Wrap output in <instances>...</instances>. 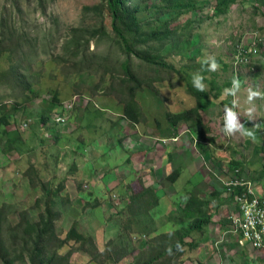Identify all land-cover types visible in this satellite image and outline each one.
I'll list each match as a JSON object with an SVG mask.
<instances>
[{"label": "rangeland", "instance_id": "1", "mask_svg": "<svg viewBox=\"0 0 264 264\" xmlns=\"http://www.w3.org/2000/svg\"><path fill=\"white\" fill-rule=\"evenodd\" d=\"M100 2L0 0V17L6 19L8 13L7 25L0 22V38H6L5 47L21 43L22 56H32L28 69L34 74L26 83H11L6 71L11 68L12 53L5 52L0 58V209L5 208L8 219L3 230L6 247L22 255L21 243L13 247L11 228L26 212L32 214V223L38 222V214L45 210L42 185L55 190L64 185L63 196L74 201L73 209L66 214L57 199L55 208L61 214L56 223L58 240L50 245L47 256L56 254L53 264H92L81 245L65 243L61 247L60 241L66 240L78 215V232L93 236L105 252L108 244L116 243L121 225L128 219V214H122L121 200L139 182L159 189V206L152 215L161 232L166 228L173 232L186 224L181 207L189 196L210 200L214 216L207 230L215 244L224 245L222 236L234 206L226 200L229 190L225 187L239 177L235 169L264 197V4L239 0L222 17H215L214 9L207 5L198 14L181 17L179 33L189 19L195 21L189 32L194 35V46L184 57L172 56L176 48L163 53L170 66L161 74L141 67V73L149 74L154 82L138 96L146 121L134 124L123 116L118 86L110 89L111 75L104 76L96 67L90 72L77 67L74 49L64 48L74 28L95 24L96 18L84 8ZM152 14L151 10L142 21ZM105 23L111 29L108 14ZM148 27L151 25L144 22V30ZM172 39L180 40L178 50H185L181 43L187 36ZM109 47V43H101L98 49L91 41L90 52H98L100 57L112 54L106 64L111 66L116 56ZM214 80L223 88L219 99L210 85ZM190 89L209 99L196 132L188 124L173 128L167 119L168 113L182 115L197 107ZM56 97L60 104L53 103ZM230 97L232 112L227 103ZM245 121L249 122L247 129ZM207 133L213 141H205ZM202 143L208 152L201 151ZM235 162L242 166L231 168ZM75 164L76 171L72 170ZM176 169L180 175L172 183L168 176ZM216 190H223L219 200L224 201L218 208V201H213ZM196 236L200 240L201 235ZM230 250L221 255L224 262L216 256L219 261L213 264H232L235 253ZM244 250L252 261L264 256L252 248ZM26 258L29 261L28 255ZM134 258L130 254L119 263L132 264ZM260 260L264 258L258 261L264 264ZM170 261L166 264H172ZM243 263L237 260V264Z\"/></svg>", "mask_w": 264, "mask_h": 264}, {"label": "trees", "instance_id": "2", "mask_svg": "<svg viewBox=\"0 0 264 264\" xmlns=\"http://www.w3.org/2000/svg\"><path fill=\"white\" fill-rule=\"evenodd\" d=\"M238 1L101 0L99 4L93 7L84 8L86 14H90L96 18L95 24L84 29L81 27L74 28L72 36L64 48L67 50L68 48L74 49L72 57L76 59L75 64L77 67H81L87 72L96 67L98 70L104 72V76L111 75L112 82L110 89L114 90L115 85L118 86L123 116L134 124H141L146 120L138 100L139 92L145 86L152 87L151 83L154 82L153 79H150L149 74L141 73V67L148 66L152 72L161 74L163 69L170 66L169 63H166L163 53H168L172 48H176L177 53L172 55L174 57L176 55L184 57L189 54L186 51L189 47H193L195 43L194 35L189 33L193 31L192 26L195 21L194 19H189L184 25L183 31L179 33L178 22L181 17L193 13L198 14L207 5L209 7L212 6L215 17H222L227 15L232 6L238 3ZM259 1L261 2L260 4H264V0ZM151 10L153 11L151 17L142 21L141 18L148 16ZM105 14L111 17V29L105 23ZM5 16L6 19L3 15L0 17V22L7 25L5 21L8 20L7 12ZM144 22L150 24L151 27L144 30ZM183 36H187L188 40L181 43L183 49H185L181 52L178 50L180 40H174L172 37ZM91 41L95 42V46L98 49L101 43H109V51L116 56V62L111 66H107L106 64H110L112 54L107 53L104 54L105 57H100L101 55L98 52H90ZM5 42L6 38H0V58L5 52L12 53L9 56L12 65L6 71L7 77L11 83H26V80L34 76L33 73L29 74L28 69L32 56L29 53H25L22 56V52L19 50L21 43L5 47ZM113 49H115V52L112 51ZM120 72V76L117 77L116 75ZM160 78V76H157L156 79L159 80ZM210 85L214 91H217L216 97L218 99L221 98L224 93L223 88L217 85L216 80L211 81ZM228 87L231 88L232 84L228 85ZM193 90L190 89L197 98V107L193 111L182 115L168 113L167 119L173 128L179 127L182 124H188L191 126V130L196 132V129L201 126L203 121L202 111L205 110V102L209 101V99ZM232 93L231 89L230 94ZM53 103L60 104L57 97ZM227 103L228 107H230L229 110L232 112L233 98H228ZM4 122L7 125L11 124L8 118H4ZM247 124L249 122L245 121V129H247ZM204 138L205 141H213L212 137L208 136V133ZM201 151L203 153L208 152L204 143H202ZM241 166L242 163L235 162L231 165V168ZM72 170H77V164L73 166ZM179 175L180 171L176 169L168 176V179L172 183H176ZM226 189L228 190L229 188L226 186ZM64 190V185L56 190L51 189L49 185H42L41 191L45 195L43 201L45 210L38 214V222L32 223L30 221L32 214L26 212L21 214V222H18L14 228H11L13 247L19 246L21 243L22 255L20 256L17 254L18 251L10 250L5 245L3 230L8 219L5 215V208L0 209V263L53 264L56 254L50 257L47 255L50 245L58 240L56 237V223L61 214L55 208L58 203L57 199H61L60 203L66 214L69 213L70 209H73L74 201L63 196ZM158 190L153 186L146 187L144 183L139 182L137 189H133L131 190L132 192H128L129 194H125V197L121 200V204L124 205L122 214H128V219L121 225L116 243L111 242L108 244L105 252L99 249L93 236L83 235L78 232V228L80 227L79 218H81L78 215V220L69 231L66 240L60 241V246L62 247L65 243L81 245V251L91 256L92 264H119L121 260L127 258L130 254L135 255L134 260L131 262L132 264H165V260H169L170 256H176L180 259V255L183 252L185 253L187 250L191 252L196 247V243L202 240V236L204 240H208L207 227L212 223L214 216L210 212V204L212 202L198 195L189 196L185 200V205L181 207L186 224L173 232L159 233V228H156L152 215V211L159 206ZM221 192L223 190L217 191L213 200L219 202L217 207L220 206L221 199L219 200V198H221ZM230 192L229 194L233 198L237 190ZM231 197L226 200H232ZM37 203L39 205L41 201ZM87 205L91 206V203L87 202ZM98 205L99 203L97 202L94 207H98ZM228 223H230V220H228ZM193 233L201 235L200 240H196L197 236L196 238L193 237ZM259 251L264 254V250ZM27 255L29 261H27ZM260 258H264V256L258 257L257 261H252L249 258L245 259L239 253L232 260V264H237L238 259L244 260L243 264H258ZM263 262V260H260V263Z\"/></svg>", "mask_w": 264, "mask_h": 264}, {"label": "built area", "instance_id": "3", "mask_svg": "<svg viewBox=\"0 0 264 264\" xmlns=\"http://www.w3.org/2000/svg\"><path fill=\"white\" fill-rule=\"evenodd\" d=\"M227 185L241 188L242 192L236 197L239 214L232 219L233 229L226 234V241L236 240L242 249L264 250V200L243 179Z\"/></svg>", "mask_w": 264, "mask_h": 264}, {"label": "crops", "instance_id": "4", "mask_svg": "<svg viewBox=\"0 0 264 264\" xmlns=\"http://www.w3.org/2000/svg\"><path fill=\"white\" fill-rule=\"evenodd\" d=\"M199 190H201V186L200 185H197L196 186ZM223 196V195H222ZM221 196V198H222ZM219 203V202H218ZM223 203V200L220 201V204ZM218 206V204H217ZM218 208V207H216ZM234 211V207L232 209ZM233 213V212H232ZM169 230L168 228H166L162 233H169ZM171 232V231H170ZM208 232V240H204V237L202 236V240L198 241L196 243V247L193 248L191 250V252H189L188 250L183 254L180 255V259H177L176 256H172L170 262L172 264H186V261H189L191 262L190 264H203V262L205 264H213V262H215L216 260H218V258L215 257V254L217 255H221V250L217 247V245L214 244V241H213V237H212V234H211V231L210 229L207 230ZM159 233H161V231H159ZM194 234V233H193ZM196 240H198V237L196 238ZM188 241V240H187ZM99 249L101 251H103V249H101V247L99 246V244H97ZM218 248V249H217ZM224 249V248H223ZM229 249H224L225 252H227ZM135 256V255H134ZM190 256H193V260L191 259ZM188 259H191V260H188ZM196 261V262H193ZM222 262H224V260H222ZM218 263V262H217ZM120 264V263H119ZM165 264H166V260H165Z\"/></svg>", "mask_w": 264, "mask_h": 264}, {"label": "clouds", "instance_id": "5", "mask_svg": "<svg viewBox=\"0 0 264 264\" xmlns=\"http://www.w3.org/2000/svg\"><path fill=\"white\" fill-rule=\"evenodd\" d=\"M243 52H245V50H243ZM243 52H242V54H243ZM235 174L237 175V176H239V177H236V179H238V180H241V179H244V178H240L241 176H240V170L239 169H235ZM235 179V180H236ZM245 181H247L248 183H250L252 186H253V184L251 183V182H249L248 180H245ZM226 186L229 188L228 190H229V193H231L230 191H235V190H237V193L235 194V196L232 198L231 197V195L229 194L227 197L229 198V197H231V199L232 200H230V201H232L233 202V204H234V211H233V213H232V216H230L229 217V219L228 220H230V223H228V226L229 227H227V229L225 228V230H224V233H223V240H222V242H224V245H222L221 244V242H219L218 244H215V242H214V244L215 245H217V247L221 250V255H222V253H223V251H224V249H229V247L231 248V253L232 252H234L235 253V256H234V258L233 259H235L236 258V256L240 253V255L242 256V257H244L245 259H246V254H245V250L244 249H242L240 246H239V244L236 242V240H231V241H229V242H227L226 241V239H225V236H226V234L228 233V232H231L232 231V229H233V225H232V219L237 215V214H239V207H238V205H237V200H236V197H237V194L238 193H241L242 192V189L241 188H236V187H233V186H228L227 184H226ZM257 193V192H256ZM257 195H259V197L260 198H262L263 200H264V197L262 196H260V194H258L257 193ZM230 199V198H229ZM238 246V247H237ZM217 248V249H218ZM224 248V249H223ZM237 250H239L238 252H237ZM256 251H258L259 253H260V251L259 250H256ZM221 255H216L215 254V257L216 256H219L220 258H221V261L222 260H224V258L221 256ZM233 257V256H232ZM232 259V260H233ZM232 260H231V263H232Z\"/></svg>", "mask_w": 264, "mask_h": 264}]
</instances>
